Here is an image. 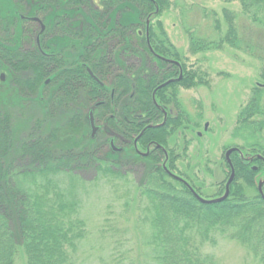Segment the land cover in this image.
Wrapping results in <instances>:
<instances>
[{
	"label": "rangeland",
	"instance_id": "obj_1",
	"mask_svg": "<svg viewBox=\"0 0 264 264\" xmlns=\"http://www.w3.org/2000/svg\"><path fill=\"white\" fill-rule=\"evenodd\" d=\"M243 2L169 0L162 16L171 47L189 68L208 74L207 84L177 88L191 121L188 180L196 190L203 186L201 198L217 195L219 185L224 193L226 146L264 148V11L259 1L248 0V8ZM0 11L15 13L14 0H0ZM190 42L208 51L195 53ZM11 79L0 83V105L19 107L23 99ZM25 108L14 110L20 138L40 117ZM20 162L27 168L20 175L27 208L22 246L33 264H264V199L258 190L260 182L264 190V179L247 166L238 168L231 199L262 204L213 207L189 186L174 187L180 179L155 171L144 177V164L119 169L103 160L97 171L76 172L57 162ZM9 224L0 214V264H11L17 244Z\"/></svg>",
	"mask_w": 264,
	"mask_h": 264
},
{
	"label": "trees",
	"instance_id": "obj_2",
	"mask_svg": "<svg viewBox=\"0 0 264 264\" xmlns=\"http://www.w3.org/2000/svg\"><path fill=\"white\" fill-rule=\"evenodd\" d=\"M244 1L242 5L248 8V0ZM256 1L262 3L264 11V0ZM14 2L15 13L0 11V70L7 72V78L11 75L23 100L20 101L22 107L0 105V214L13 227L17 243L10 263L19 264L22 259L26 264H33L22 246L27 208L20 175L27 168L20 161L29 157L30 164L39 167L57 162L76 172L97 171L103 160L112 161L119 169L143 163L144 177H147L157 153L153 150L150 158H142L134 142L147 127L139 138L143 146L153 140L168 146L167 130L149 126L158 124L164 117L158 105L171 108L163 91H174L178 86L193 89L207 84L208 74L205 70L189 68L182 53L168 42L165 26L161 25L163 14L171 7L169 0ZM34 15L43 18L46 25L44 37L39 34L40 45L35 33L26 30L30 20L22 18ZM115 43L120 44L119 48L113 46ZM190 44L195 53L208 51L196 43ZM167 59L179 62L184 76L174 84L160 87L176 77L179 70ZM118 63L122 65V72L117 71ZM89 69L104 82L103 85L91 76ZM106 69L112 71L104 74ZM107 74L112 75L109 80L105 77ZM112 89L116 92L114 96L107 95ZM25 107L39 112L40 117L31 121L34 129L30 135L20 138L14 110ZM91 111L100 124L94 138L91 136ZM173 117L182 124L181 113ZM23 119L20 118L25 123ZM121 138L126 142L123 152L103 151V145L114 139L119 142ZM166 182L171 184L167 178ZM252 201L245 197L230 198L213 207H225L229 203L245 204L244 207L262 204L261 200Z\"/></svg>",
	"mask_w": 264,
	"mask_h": 264
},
{
	"label": "flooded vegetation",
	"instance_id": "obj_3",
	"mask_svg": "<svg viewBox=\"0 0 264 264\" xmlns=\"http://www.w3.org/2000/svg\"><path fill=\"white\" fill-rule=\"evenodd\" d=\"M22 18H27L30 20V25L27 26L26 30L30 29L35 33L36 42L38 45H40V43H41V36L40 35H42L44 37V32L46 30V25L43 22V18H41L39 15H34L32 17L22 16ZM31 24H33V25H31ZM39 29H41L40 32H39ZM113 46H115V48L117 49V48H119L120 44L115 43V44H113ZM167 60L171 64L176 65L179 68V70L176 72V74H177L176 77H173L172 79H170L168 82H166L165 84H163L160 87H165V85H167L169 83L174 84L176 81L182 80L183 76H184L181 64L179 62H177L175 59H167ZM121 61L126 62V60H120V62ZM130 62L132 63L133 60H131ZM121 66H122L121 63L117 64V71H119V72L123 71ZM108 70L109 69H106V71H104V74ZM110 71H112V70H109L108 72H110ZM89 72H90L91 76L94 77V79H96L101 85L104 84V82L99 80V78L97 76H95L94 73L90 69H89ZM1 73H5V80L2 81V82H5L7 80L8 74H7V72L0 70V78L2 76ZM105 77L109 80L112 77V75L107 74V75H105ZM47 83H49V81H47ZM107 86H109L108 81H107ZM177 88H182V87H180V86L175 87L174 91H172V90L163 91V94L166 95L165 97L167 98V101H170V104H168V105L171 108H169V109L166 107L163 108L161 104L158 105V107H160L162 112L164 113V117H163L162 121L159 122L158 124H149L150 127H163V129L167 130L168 135H169L168 136L169 137L168 146H166L165 144H159V142H157V140H153L151 142H148L146 144V146H143L142 145L143 141L140 140L139 138L142 137V135L144 134L147 127L142 131V133H140L139 137L135 140L134 143H135V146L137 148L138 154L142 158H150L152 156L151 154H152L153 150L157 153V159L154 160V163L152 164L151 169L149 170V173L155 171L159 174H162V175L164 174V176H168L171 179H180L181 178V179H185L186 181H188L190 183L188 178L190 179L192 176L190 173V169H189L188 165L186 164V157L188 155V150H190V149H189L188 142L186 141V136H187V133L190 132L191 121H190L189 115H188L184 105L182 107V105L179 102V93L177 91ZM115 93H116L115 90L112 89L111 92L108 91L107 95L114 96ZM155 93H156V91H155ZM159 100L161 101L160 97H159ZM161 103L164 104L162 101H161ZM98 105H100L99 102H98ZM177 113H181L183 115L182 124H178L177 123L178 120H176L173 117V116H176ZM169 114H172V117H169L170 116ZM92 115L94 117L93 123H92V119H91ZM254 120L257 121V119H254ZM90 122H91L90 123V125H91V136L94 138L100 130V124L96 120L93 111H91V113H90ZM259 123H261V127L264 128V121L259 122ZM93 126H95L97 128V130L95 132H93ZM207 129H208V124H206L204 126V130H207ZM198 135L201 136L202 133H198ZM109 143L110 144L103 145V151L104 152L109 151V150H113L114 152H123L124 148L126 146V142L123 140V138H121L119 142H116V140L114 139V140H111ZM253 147H258V146H253ZM231 149H234V150L228 154L229 150H231ZM261 151L262 152H249V151H246L239 146H235L234 144L226 146V148L224 150V161L227 164L226 165V167H227L226 173H228V177L226 180L227 182L225 185L224 193H221L222 186L219 185V187H218L219 190H218L217 195L212 194L213 197L206 198V200L212 201V200L222 198L226 195L227 191H228V194L224 199H222L220 201H215V202H210V203L204 202L205 205L213 206L215 204H220V203L225 202V201L229 200L230 198H232V195H233L232 187H233V183L235 182V179L237 177V171H238V168L240 165H244V166H247L248 168H250V171L257 174L256 178L258 176L262 175L261 178L264 179V148ZM162 153H163V155H161ZM160 159H161V161H158ZM140 164H143V163H140ZM144 169H145V165H144ZM233 171L235 173L234 178L232 179L231 183L229 184L228 182H229V179H230ZM180 180H178V181L174 180V181H176V183L180 187L188 188L187 186H189V188L196 195L195 191L191 188V186L189 185L188 182L182 181V180L180 181ZM260 183H258L259 196L261 195L262 192L264 193L262 183H261V187H259ZM198 189L200 191L202 190V192H203V186H199ZM198 189H197V191H199ZM204 194H206V193L204 192ZM261 197H262V195H261ZM262 199H264V198L262 197Z\"/></svg>",
	"mask_w": 264,
	"mask_h": 264
},
{
	"label": "water",
	"instance_id": "obj_4",
	"mask_svg": "<svg viewBox=\"0 0 264 264\" xmlns=\"http://www.w3.org/2000/svg\"><path fill=\"white\" fill-rule=\"evenodd\" d=\"M1 79L2 80H5V74H2V76H1ZM91 119H92V123L94 122V117H93V115L91 116ZM97 130V128L95 127V126H93V132H95ZM234 149H231V150H229V152H228V154L229 153H231V151H233ZM234 171L232 172V174H231V177H230V179H229V184L231 183V181H232V179L234 178ZM228 184V185H229ZM259 187H261V183H260V186ZM262 192V191H261ZM227 194H228V191H227V193H226V195L224 196V197H222V198H219V199H216V200H212V201H209V200H206V199H204V198H201L200 196H198L200 199H201V201L202 202H208V203H210V202H215V201H220V200H222V199H224L226 196H227ZM261 195H262V197L264 198V193L262 192L261 193Z\"/></svg>",
	"mask_w": 264,
	"mask_h": 264
}]
</instances>
